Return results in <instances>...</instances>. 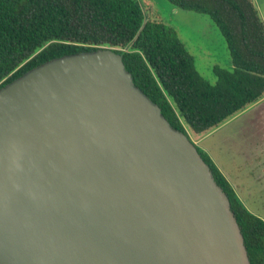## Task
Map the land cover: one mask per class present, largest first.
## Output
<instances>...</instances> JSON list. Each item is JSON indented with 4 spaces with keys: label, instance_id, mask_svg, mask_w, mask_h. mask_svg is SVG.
<instances>
[{
    "label": "water",
    "instance_id": "obj_1",
    "mask_svg": "<svg viewBox=\"0 0 264 264\" xmlns=\"http://www.w3.org/2000/svg\"><path fill=\"white\" fill-rule=\"evenodd\" d=\"M0 264H250L196 145L112 49L0 88Z\"/></svg>",
    "mask_w": 264,
    "mask_h": 264
},
{
    "label": "trees",
    "instance_id": "obj_2",
    "mask_svg": "<svg viewBox=\"0 0 264 264\" xmlns=\"http://www.w3.org/2000/svg\"><path fill=\"white\" fill-rule=\"evenodd\" d=\"M167 1L207 15L223 36L232 67H213L214 84L197 73L175 30L146 18L138 0H0V88L53 59L108 48L122 56L135 87L189 139V132L206 134L260 101L264 22L252 0ZM197 149L229 199L249 263L264 264V221Z\"/></svg>",
    "mask_w": 264,
    "mask_h": 264
},
{
    "label": "rangeland",
    "instance_id": "obj_3",
    "mask_svg": "<svg viewBox=\"0 0 264 264\" xmlns=\"http://www.w3.org/2000/svg\"><path fill=\"white\" fill-rule=\"evenodd\" d=\"M138 1L146 18L160 20L175 30L178 39L192 56L197 73L208 83L214 84L216 81L213 67L229 68L230 55L226 42L207 15L175 8L167 0ZM252 2L256 3V7L264 17V0H252ZM240 124L244 130L243 140L248 147L258 145V150H261L264 143V108L258 107L250 112L247 119L223 131L220 138L225 140L230 137L231 131L236 132ZM189 137L195 141L194 135L190 132ZM259 212L264 219V210Z\"/></svg>",
    "mask_w": 264,
    "mask_h": 264
},
{
    "label": "crops",
    "instance_id": "obj_4",
    "mask_svg": "<svg viewBox=\"0 0 264 264\" xmlns=\"http://www.w3.org/2000/svg\"><path fill=\"white\" fill-rule=\"evenodd\" d=\"M256 9L264 22V17ZM228 67H232L231 59ZM258 107L264 108V97L216 129L201 136L194 135L195 141H191L209 157L244 207L264 221L259 212L264 210V143L261 150H258V145L248 147L243 140L241 124L236 132L231 131L230 137L220 138L223 131L247 119L249 113Z\"/></svg>",
    "mask_w": 264,
    "mask_h": 264
}]
</instances>
